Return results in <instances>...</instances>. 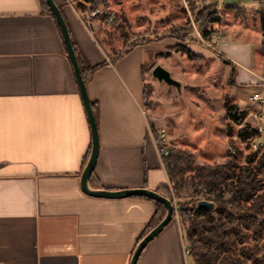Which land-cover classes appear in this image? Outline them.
Returning a JSON list of instances; mask_svg holds the SVG:
<instances>
[{
    "label": "crops",
    "instance_id": "crops-1",
    "mask_svg": "<svg viewBox=\"0 0 264 264\" xmlns=\"http://www.w3.org/2000/svg\"><path fill=\"white\" fill-rule=\"evenodd\" d=\"M62 15L83 58L100 65L85 83L99 145L88 188L170 187L154 140L156 114L145 106L146 86L152 98L163 83L147 78L149 46L120 55L99 46L74 3ZM61 35L39 0H0V264H130L156 205L83 190L92 132ZM233 40L219 34L218 52L235 65L237 84L251 91L260 78L251 45ZM181 231L175 211L137 264H186Z\"/></svg>",
    "mask_w": 264,
    "mask_h": 264
},
{
    "label": "rangeland",
    "instance_id": "rangeland-1",
    "mask_svg": "<svg viewBox=\"0 0 264 264\" xmlns=\"http://www.w3.org/2000/svg\"><path fill=\"white\" fill-rule=\"evenodd\" d=\"M238 1L244 0H104L96 9L101 14L81 15L100 47H112L121 54L134 44L149 46L144 54L147 78L153 77L149 72L153 67L161 65L180 82V91L164 82L156 85L145 106L156 114V130H165L167 147L195 154V164L223 163L234 158L239 165L254 166L264 150V136L243 140L238 133L246 124L256 130L258 117L264 113V104L250 100L256 92L264 95V33L258 12L264 8V0L237 9L220 4ZM210 11L216 12L220 21L207 25V39L201 31L204 14ZM108 14H113L111 22L106 18ZM221 33L236 39L233 42L251 45L253 69L260 77L258 87L250 91L245 85H238L236 78L234 84L230 83L235 65L220 57ZM182 44L196 57L190 58ZM227 103L236 104L244 112L242 124L228 117ZM259 141L263 146L254 148L253 144ZM256 150L260 153L254 162L248 163L247 156ZM170 189L174 206L189 201L192 190L180 188L178 181H171ZM181 233L187 246L183 228ZM185 262L192 264L190 256Z\"/></svg>",
    "mask_w": 264,
    "mask_h": 264
},
{
    "label": "trees",
    "instance_id": "trees-1",
    "mask_svg": "<svg viewBox=\"0 0 264 264\" xmlns=\"http://www.w3.org/2000/svg\"><path fill=\"white\" fill-rule=\"evenodd\" d=\"M39 1L42 13L50 15L55 20L46 0ZM53 1L62 14V7L67 4V1ZM71 2L81 15H85L102 6L104 0H71ZM230 8L238 7L230 6ZM258 12L264 33V8H260ZM204 18L201 32L205 38L209 39L210 30L206 28L207 25L220 21V18L216 12L212 11L209 14L205 13ZM196 20L201 22L199 18ZM56 24L61 35L60 27L57 22ZM69 34L82 78L87 83L100 65L90 66L83 58L70 31ZM136 45L142 44H134L120 55L126 54ZM181 47L190 58L196 57L183 44ZM220 57H223L226 63L232 64L222 54ZM235 78L236 69L233 66L230 76L231 84L235 83ZM148 96L149 91L146 86L145 99ZM226 105L228 117L235 123L242 124L244 112L236 104L227 103ZM92 107L97 122L95 104L92 103ZM238 133L243 140L248 136H256V130L248 124L243 125ZM154 139L159 146H165V143L159 140L158 132L154 131ZM168 150L169 154L163 159L170 181L176 180L180 188L192 190L188 202L174 206L175 211L178 212L180 225L186 233L188 256L192 264H264V150L256 161L259 150L247 156L248 163L255 161L254 166L239 165L234 158H228L223 163L195 164V154L179 149L168 148ZM171 191L169 186L157 190L173 204ZM177 195L180 196L179 193ZM139 197L152 200L145 196ZM200 200L212 202L214 208L198 207L197 203ZM152 201L156 205V211L140 240L166 215L165 205Z\"/></svg>",
    "mask_w": 264,
    "mask_h": 264
},
{
    "label": "water",
    "instance_id": "water-1",
    "mask_svg": "<svg viewBox=\"0 0 264 264\" xmlns=\"http://www.w3.org/2000/svg\"><path fill=\"white\" fill-rule=\"evenodd\" d=\"M47 5L51 9L53 16L58 23L63 42L65 44L66 52L68 55V58L71 62V65L74 70V74L76 76L78 86L80 89V93L83 99V103L85 106V110L87 112V116L90 122L91 126V132H92V148L91 152L88 158V161L86 163V166L82 172V188L85 192L95 195V196H103V197H115V198H122V197H129V196H145L147 198H150L152 200L158 201L165 205L167 211L164 218L161 220L159 224H157L154 228H152L137 244L136 249L132 255L130 264H137L138 259L140 257V254L142 250L146 247V245L156 236L158 235L162 229L172 220L173 215L175 213V208L172 202L164 197L163 195L159 194L158 192L154 190H149L145 188H138V189H132V190H119V191H107V190H90L88 188V180L90 178V175L92 174V171L94 169L97 155H98V131L97 126L95 122V118L93 115L91 103L87 94L86 85L82 78L80 68L78 65V61L76 59V55L72 46L71 37L67 28V25L62 17V14L58 7L55 5L53 0H46ZM152 76L156 78L159 82H164L167 85L174 86L177 90L180 91L181 84L179 81L174 79L170 72L166 70L161 65H156L152 69ZM198 207L207 208V209H213L214 204L208 200H200L197 203Z\"/></svg>",
    "mask_w": 264,
    "mask_h": 264
},
{
    "label": "built area",
    "instance_id": "built-area-1",
    "mask_svg": "<svg viewBox=\"0 0 264 264\" xmlns=\"http://www.w3.org/2000/svg\"><path fill=\"white\" fill-rule=\"evenodd\" d=\"M67 3H71V0H66ZM98 14H101L100 10H93L91 12H89V14L87 15V17L90 16H96ZM108 21H112L113 20V14H108L106 16ZM250 100L252 101H258L260 104H264V95L260 94V93H254L250 96ZM256 135H260V136H264V113H261L258 117V123L256 124ZM158 138L161 142L165 143V146H159L155 140L156 146L158 148V152L160 153L161 156H167L169 154V150L166 147V141H167V134L165 132V130L161 129L158 132ZM254 148H261L263 146V142H257L255 144H253Z\"/></svg>",
    "mask_w": 264,
    "mask_h": 264
}]
</instances>
